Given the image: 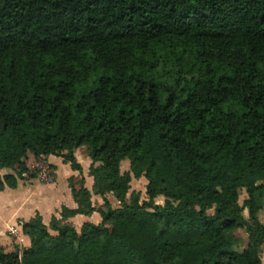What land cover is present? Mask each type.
<instances>
[{"label": "trees", "instance_id": "obj_1", "mask_svg": "<svg viewBox=\"0 0 264 264\" xmlns=\"http://www.w3.org/2000/svg\"><path fill=\"white\" fill-rule=\"evenodd\" d=\"M48 155L77 206L0 264H262L264 0H0V190Z\"/></svg>", "mask_w": 264, "mask_h": 264}, {"label": "crops", "instance_id": "obj_2", "mask_svg": "<svg viewBox=\"0 0 264 264\" xmlns=\"http://www.w3.org/2000/svg\"><path fill=\"white\" fill-rule=\"evenodd\" d=\"M88 153V147L83 145L75 150L74 155L82 167L84 185L91 193L92 205L98 206L103 203V198L93 192V178L88 175L91 164ZM46 161L54 169V181L52 183L45 184L36 178L18 179L16 187L6 186L0 190V244L6 252L14 250L15 247L22 248L30 245V239L23 234L21 224L27 222L36 213L42 217V222L48 226L52 216L57 219L60 218L63 206L70 209L77 206L71 195L68 178L78 175L79 172L72 170L70 164L65 163L61 157L48 155ZM120 168L121 172L128 169H122V166ZM7 173H12L11 169H0V176ZM105 198L113 208L119 207V202L112 193H107ZM100 220L101 216L96 211L89 215L76 214L67 219L68 222L73 223L76 230H79L85 221L98 224ZM13 226H17L16 233L10 231ZM49 231L54 233L50 229ZM261 263L264 264V244L261 247Z\"/></svg>", "mask_w": 264, "mask_h": 264}, {"label": "rangeland", "instance_id": "obj_3", "mask_svg": "<svg viewBox=\"0 0 264 264\" xmlns=\"http://www.w3.org/2000/svg\"><path fill=\"white\" fill-rule=\"evenodd\" d=\"M128 164V160H124V161H122L121 162V166L123 167L122 169H124V168H128V165H125V164ZM33 161L31 162V168H32V166H33ZM146 179L144 178V177H141V178H139V179H132V181H131V183H130V190H129V192H131V191H138V192H140V200H144V199H146L147 198V196H146V194H145V185H146ZM246 196V194L244 193V191L242 190L241 192H240V197H239V203L241 204V202H242V200H243V198ZM156 202H157V204H163V202H164V197H158L157 199H156ZM212 211L210 210V213H211ZM244 214L245 215H247V212L246 211H244ZM259 218L261 219V220H263L264 219V210H262L260 213H259ZM241 234V233H240Z\"/></svg>", "mask_w": 264, "mask_h": 264}, {"label": "built area", "instance_id": "obj_4", "mask_svg": "<svg viewBox=\"0 0 264 264\" xmlns=\"http://www.w3.org/2000/svg\"><path fill=\"white\" fill-rule=\"evenodd\" d=\"M32 169L36 172V179L40 182L49 184L54 181V169L46 160L35 162ZM10 231L16 233L17 226H13Z\"/></svg>", "mask_w": 264, "mask_h": 264}]
</instances>
